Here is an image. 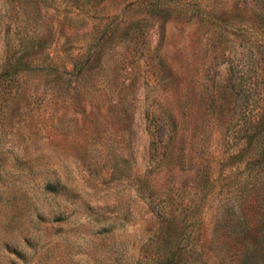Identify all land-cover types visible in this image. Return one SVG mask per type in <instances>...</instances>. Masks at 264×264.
I'll list each match as a JSON object with an SVG mask.
<instances>
[{
	"label": "rangeland",
	"instance_id": "374dc122",
	"mask_svg": "<svg viewBox=\"0 0 264 264\" xmlns=\"http://www.w3.org/2000/svg\"><path fill=\"white\" fill-rule=\"evenodd\" d=\"M154 1L0 0V264H226L261 218L264 23Z\"/></svg>",
	"mask_w": 264,
	"mask_h": 264
},
{
	"label": "trees",
	"instance_id": "16d2710c",
	"mask_svg": "<svg viewBox=\"0 0 264 264\" xmlns=\"http://www.w3.org/2000/svg\"><path fill=\"white\" fill-rule=\"evenodd\" d=\"M159 3L160 2L157 0L153 3H149V6L151 9H155L160 6ZM250 5L255 9L257 14H259L262 23H264V0H250ZM250 130L253 131L249 137V145L252 146L253 141L257 140V137L264 133V110L263 113L254 120ZM259 164L264 167V160L259 162ZM259 182L260 185L264 184V180H260ZM259 204L258 208L262 209L260 212L262 215L261 218L247 220L246 218H242L243 213H239L234 217L235 220L231 218L223 220L224 224L234 222L231 223L232 225H229V229L231 228L230 230L234 233L230 234L229 242H224L222 240L225 246V248H222L224 249L223 256L228 261L226 264H264V201L259 202ZM238 209H241V207ZM233 241L238 242L239 246L245 245V250L243 251L238 247L233 248ZM226 246H230L228 250Z\"/></svg>",
	"mask_w": 264,
	"mask_h": 264
}]
</instances>
